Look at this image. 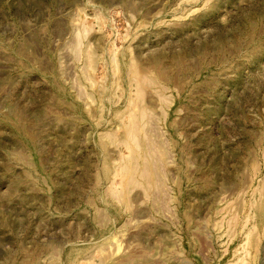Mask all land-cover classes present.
<instances>
[{"label": "rangeland", "instance_id": "374dc122", "mask_svg": "<svg viewBox=\"0 0 264 264\" xmlns=\"http://www.w3.org/2000/svg\"><path fill=\"white\" fill-rule=\"evenodd\" d=\"M0 264H264V0H0Z\"/></svg>", "mask_w": 264, "mask_h": 264}]
</instances>
